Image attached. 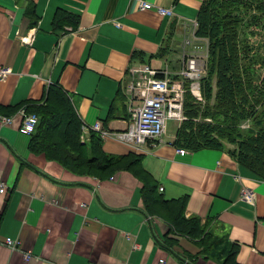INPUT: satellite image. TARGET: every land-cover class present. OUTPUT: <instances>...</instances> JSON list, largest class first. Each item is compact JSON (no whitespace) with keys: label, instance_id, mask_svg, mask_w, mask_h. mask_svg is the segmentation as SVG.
<instances>
[{"label":"crops","instance_id":"1","mask_svg":"<svg viewBox=\"0 0 264 264\" xmlns=\"http://www.w3.org/2000/svg\"><path fill=\"white\" fill-rule=\"evenodd\" d=\"M141 2L152 8L142 10ZM203 2L0 0V67L10 69L0 81V115L23 102L42 103L47 88L57 86L82 121L85 143L97 122L110 133L126 130L127 68L137 62L180 72L196 45ZM30 34L32 43L24 45L20 40ZM9 116L12 123L0 126V183L6 187L0 194V264H221L232 247L238 264H264V178L227 150L180 156L172 144L176 131L142 151L100 138L106 154L139 158L163 199L187 197L184 216L202 225L209 220L221 240L211 250L170 234L166 221L150 215L132 171L104 179L74 174L31 152V136L20 133L22 117ZM243 189L254 192V205L240 200ZM167 234L177 244H167ZM8 237L17 241L16 250L3 244Z\"/></svg>","mask_w":264,"mask_h":264},{"label":"trees","instance_id":"2","mask_svg":"<svg viewBox=\"0 0 264 264\" xmlns=\"http://www.w3.org/2000/svg\"><path fill=\"white\" fill-rule=\"evenodd\" d=\"M250 1L260 4L257 11L264 13V0ZM239 4L238 0H204L200 8L197 34L209 40L210 58L216 63L212 68H216L217 99L213 107L206 105V110L202 111L191 100L193 97L185 94L183 113L187 118L176 130L172 144L192 152L225 149L240 165L264 178V74L252 78L249 72L254 70L253 64L241 65L242 42L251 39H240L238 21L241 22L239 12L243 5ZM62 16L56 22H60ZM253 20L256 22L255 18ZM254 22L251 19L253 28ZM258 27L262 31L264 23L256 25V29ZM241 30L245 35L253 34L252 31ZM243 58L247 59V55ZM258 66L264 73V58L259 60ZM208 82L203 78L205 86ZM209 97L210 90L206 94V98ZM20 109L38 116V124L29 143L31 152L44 154L48 160L59 162L78 175L104 179L121 170L132 171L143 184L142 199L146 211L166 221L170 225V234L197 241L211 250L220 243L221 240L208 227L209 220L202 225L197 217L184 216L187 197L166 200L157 193L155 181L142 168L139 158L106 154L102 150V140L93 131L88 132L89 141L85 143L81 139L82 121L68 95L57 86L47 88L42 103L23 102L6 110L5 116ZM199 115L202 118L210 116L213 122L195 121ZM244 120L249 121L252 127L241 128ZM226 143L233 148H227ZM167 236V244H177ZM235 254L236 248L232 247L221 264H238Z\"/></svg>","mask_w":264,"mask_h":264},{"label":"built area","instance_id":"3","mask_svg":"<svg viewBox=\"0 0 264 264\" xmlns=\"http://www.w3.org/2000/svg\"><path fill=\"white\" fill-rule=\"evenodd\" d=\"M139 7L142 10L151 9L148 3L141 2ZM157 12L163 16H171L168 9L156 8ZM24 45H29L33 41V34L20 40ZM186 67L180 72L172 74L167 69H156L149 64L134 62L126 70V80L124 83L125 94L128 96V107L130 120L126 130L110 133L103 129L100 123H95L90 128L96 132L102 140L112 138L120 143L142 151V147L148 142L161 140L167 131V123L175 121L177 127L184 120L183 104L184 97L188 90L197 96L196 81L202 73V65L195 59L189 57L186 60ZM10 73V69L0 67V81L4 80ZM189 87V89H187ZM22 117L20 133L31 136L38 124V116L26 113L25 110L17 112ZM12 116L0 115V126L12 123ZM87 131L88 128H84ZM83 140V139H82ZM177 153L182 156L186 154L184 149L178 148ZM6 187L0 183V194H4ZM162 191V189H160ZM240 200L243 203L254 205L255 194L250 189H243ZM11 250H16L18 243L11 238H6L4 243ZM29 259V255H24ZM159 264H164L160 260Z\"/></svg>","mask_w":264,"mask_h":264},{"label":"rangeland","instance_id":"4","mask_svg":"<svg viewBox=\"0 0 264 264\" xmlns=\"http://www.w3.org/2000/svg\"><path fill=\"white\" fill-rule=\"evenodd\" d=\"M240 2V5H243V8L239 12L241 22L238 21V29H239V35L240 39H244L248 37L251 39V41L248 42H242V49L240 50V58H241V65H252L253 64V71L249 72L252 78L257 77L258 75H263V71L260 70L258 63L259 60L264 58V29L260 31L261 29L258 27L256 29V25H261L264 23V13H260L257 11L258 7H260V4H255L254 2L250 0H238ZM234 15H237L236 12H234ZM253 18H255L256 22H254ZM254 22V28L251 24ZM238 20V17H237ZM261 21L258 22L257 21ZM243 28L245 31H252V35H245V33L241 30ZM260 31V32H259ZM198 32V26L195 30L194 34V40L196 41V45L193 48V52L191 53V58L197 60L203 67L202 73L199 77V79L196 81L197 87L195 90L197 91V96H194L193 93H191L190 90L186 92V94H190L193 98L191 100L195 103H197L199 108L204 111L206 110V105L209 107H213L216 103V95H217V76L216 74V68H212L213 61H211L210 58V52H209V40L208 38L201 37L197 34ZM247 55V59H244L243 57ZM254 56L252 59L251 57ZM187 62L184 63V68L186 67ZM255 65V66H254ZM213 72V73H210ZM209 76V77H208ZM264 76V75H263ZM207 77V78H206ZM207 79L209 84L205 86V83H202V80ZM211 86V87H210ZM189 89V87H187ZM210 90V97L209 99L206 98V94ZM195 100V101H194ZM184 107V104H183ZM184 112V111H183ZM184 116V113H183ZM210 117V116H209ZM202 118L201 115H199L198 119H195V121H205L207 123H212L210 118ZM187 117L184 116V120H186ZM182 121V123H183ZM181 123V124H182ZM241 128L246 129L249 128L250 122L249 121H242L240 124ZM252 127V124L251 126ZM176 123L175 121H169L167 123V131H166V137H170L173 135L176 131ZM227 148H233L231 144L226 143Z\"/></svg>","mask_w":264,"mask_h":264}]
</instances>
